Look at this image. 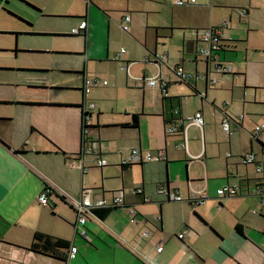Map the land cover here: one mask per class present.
<instances>
[{"label": "crops", "instance_id": "0c3cea01", "mask_svg": "<svg viewBox=\"0 0 264 264\" xmlns=\"http://www.w3.org/2000/svg\"><path fill=\"white\" fill-rule=\"evenodd\" d=\"M19 1L63 26L64 35H81L78 53H86L74 68L81 73L77 97L0 96V264H264V130L253 132L264 122V0H195L183 6L175 0ZM125 14L126 32L120 28ZM61 19L72 23L55 21ZM82 22L86 36L71 33ZM218 25L219 56L231 65L229 73L215 72L201 55L205 44L197 32ZM174 36L173 56L167 42ZM116 44L118 51L110 47ZM177 66L190 75L186 81L173 74ZM83 75L107 84L83 95ZM156 75L165 88L147 84ZM240 84L241 101L248 90L257 105L250 113L257 117L234 109ZM84 102L94 107L82 137ZM196 111L203 114L202 130L187 120ZM240 114L238 130L224 132L221 122ZM168 126L176 130L168 133ZM243 129L249 136L241 150ZM92 142L94 152H82ZM134 149L164 158L124 164ZM249 154L254 161L243 163ZM99 159L106 164L99 166ZM224 185L237 187V194L217 195ZM45 186L52 192L42 205L38 195ZM85 189L91 200L107 201L98 208L111 210L103 217L92 212L77 224L69 200ZM173 193L181 200H171ZM117 195L122 202L112 205ZM37 232L68 240L66 259L30 250Z\"/></svg>", "mask_w": 264, "mask_h": 264}, {"label": "rangeland", "instance_id": "374dc122", "mask_svg": "<svg viewBox=\"0 0 264 264\" xmlns=\"http://www.w3.org/2000/svg\"><path fill=\"white\" fill-rule=\"evenodd\" d=\"M29 9L34 11L31 6L25 5L19 0H0V96L14 97L20 94L30 97L44 96V98L56 96L68 99L77 97L80 92L76 86L80 84L81 73L75 71L74 68L82 66L76 64V61H81L82 56L84 57L86 53H82V56L78 53V51L83 50V37L81 35H64L63 26H56L57 24L53 19L39 18ZM55 21L63 25L64 23H72L69 19ZM43 26H46L47 30L51 32L57 28L61 33L55 35L46 31L43 32ZM120 33L119 30L118 39L121 38ZM177 40V37L174 36L167 42L174 48L173 56L176 54ZM99 44L105 47L106 41L103 40ZM58 46H63L64 49H59ZM122 46L125 47V45ZM110 47L118 51L120 45H110ZM55 49L68 50L72 53L58 55L53 51ZM231 77V75L226 76L228 79ZM235 82L237 83L238 79H235ZM241 87L242 84L235 90L234 109L243 112L245 117H257L256 113H250L253 112V109H257V105L252 103L250 99L252 94L248 90H246V102L241 101ZM244 105L245 109L243 108ZM253 123L251 122L252 125H254ZM240 133L243 134L240 142V149L243 150L247 146L244 139L249 134L245 129L241 130ZM116 181L114 179V182Z\"/></svg>", "mask_w": 264, "mask_h": 264}, {"label": "built area", "instance_id": "2783aa9c", "mask_svg": "<svg viewBox=\"0 0 264 264\" xmlns=\"http://www.w3.org/2000/svg\"><path fill=\"white\" fill-rule=\"evenodd\" d=\"M189 2H195V0H175V4L178 6H183L188 4ZM130 21V16L128 14H125L122 18V22L120 24V28L123 31H128L129 30V23ZM224 26V25H223ZM86 30V22H82L79 24L78 27L74 28L71 30V33H83ZM198 38L199 40L205 44V47L201 50V55L203 58L206 60V62H210L213 65V69L217 73H229L232 71V67L229 63L221 60L219 53L223 49V43H222V26H209L206 28H203L199 30L198 32ZM121 52H124V49L121 50ZM121 69H126L127 66L125 64L121 65ZM173 74L179 81H186L190 75L186 74L182 67L177 66L172 69ZM215 80H211L212 83H214ZM107 80L101 79L99 77H94V76H88V75H83L82 78V92L83 95H86L89 93V91L96 86L99 85H106ZM147 84L151 87H154L156 85H160L162 88H165L166 82L162 81L160 77L153 76L147 78ZM226 105V103H225ZM94 105L91 102H84L82 105V121H81V128H82V137H84V134L86 133V128L90 125V111L93 109ZM243 119V115L240 114L235 117H228L224 119L221 122V128L224 132L226 133H231L233 131H237L239 126H240V121ZM187 120H189L192 124L197 126L199 129H203L204 126V118L203 114L201 111H196L192 116L187 117ZM230 120H234L238 125H235V127L230 126ZM167 132L172 133L176 130V128L172 126L167 127ZM264 130V122L260 124H256L253 128V132H259ZM97 144L95 142H92L91 144H87L85 147H83L82 152H94L96 149ZM183 147H186V139L183 135ZM161 158H164L163 154L159 155H145L142 156L137 150H133L129 157L126 160H123L122 162L124 164L126 163H138L140 161H150V160H159ZM254 161V156L252 154L247 155L243 159V163H251ZM97 164L99 166H104L106 164V161L104 159H99L97 161ZM256 171H261V167L257 166ZM238 191L237 187H233L230 185H224L220 188L217 189V195L219 196H232L236 195ZM261 191V190H259ZM51 190L49 187L45 186L41 193L38 195V201L42 205H47L49 203V195L51 194ZM136 192L140 193L141 190L137 189ZM90 189H85L82 191L79 199H70V205L74 209V212L76 213V221L77 224H84L86 218L88 215L93 214L92 210L94 208L98 207H104L108 205L107 201L103 197L95 198L94 200H91L90 198ZM192 198L194 196L192 195ZM170 199L171 200H176L179 201L181 200L180 196L177 195L176 193L170 194ZM261 203L264 204V196H260ZM203 201V196L199 197L197 199V203H200ZM122 202L121 195H117L112 199V205H116L118 203ZM130 212H134L132 209H130ZM134 221V219H132ZM148 235V231H143L142 236L146 237ZM184 233H179L178 237L182 238ZM162 250L161 245H158L156 247V251L159 252ZM74 252V248H71V250L68 253V256L72 255Z\"/></svg>", "mask_w": 264, "mask_h": 264}, {"label": "trees", "instance_id": "16d2710c", "mask_svg": "<svg viewBox=\"0 0 264 264\" xmlns=\"http://www.w3.org/2000/svg\"><path fill=\"white\" fill-rule=\"evenodd\" d=\"M86 36L85 31L83 32V36ZM84 36V37H85ZM137 124V115H133V125ZM111 208H94L92 212L96 214L98 217H103L107 214ZM70 248V243L68 240L53 237L44 233H35L33 236V241L30 245V250L47 254L55 258L66 259L67 251Z\"/></svg>", "mask_w": 264, "mask_h": 264}, {"label": "bare ground", "instance_id": "6f19581e", "mask_svg": "<svg viewBox=\"0 0 264 264\" xmlns=\"http://www.w3.org/2000/svg\"><path fill=\"white\" fill-rule=\"evenodd\" d=\"M85 32H86V30H85ZM73 34H83V33H73Z\"/></svg>", "mask_w": 264, "mask_h": 264}, {"label": "water", "instance_id": "95a60500", "mask_svg": "<svg viewBox=\"0 0 264 264\" xmlns=\"http://www.w3.org/2000/svg\"><path fill=\"white\" fill-rule=\"evenodd\" d=\"M155 64H157V63H155Z\"/></svg>", "mask_w": 264, "mask_h": 264}]
</instances>
